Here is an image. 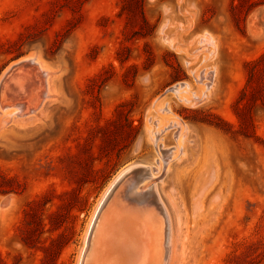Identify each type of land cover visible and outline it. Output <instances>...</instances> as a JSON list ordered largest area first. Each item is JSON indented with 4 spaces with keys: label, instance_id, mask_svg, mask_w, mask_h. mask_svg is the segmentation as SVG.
<instances>
[{
    "label": "rangeland",
    "instance_id": "374dc122",
    "mask_svg": "<svg viewBox=\"0 0 264 264\" xmlns=\"http://www.w3.org/2000/svg\"><path fill=\"white\" fill-rule=\"evenodd\" d=\"M263 54L264 0H0V77L31 58L45 84L5 78L32 109L0 107V264H144L160 228L125 185L85 242L130 166L166 212L168 264H264Z\"/></svg>",
    "mask_w": 264,
    "mask_h": 264
},
{
    "label": "bare ground",
    "instance_id": "6f19581e",
    "mask_svg": "<svg viewBox=\"0 0 264 264\" xmlns=\"http://www.w3.org/2000/svg\"><path fill=\"white\" fill-rule=\"evenodd\" d=\"M21 61L22 62H26L27 64H29V66H31V70H32V73H35L36 75H38V77L41 79V81H43V71L40 69V63L36 60H33V59H28V58H21ZM26 64V65H27ZM13 65V62L8 66V68ZM5 78H8V76H6V70L3 72L2 76L0 77V87L1 85H4V82L6 81ZM24 81H26V79L24 77H22ZM32 78V77H31ZM45 84H44V81L42 83V88L41 90H43ZM31 87V86H30ZM174 87V86H173ZM175 88V87H174ZM178 88V87H177ZM1 89V88H0ZM171 89V88H170ZM173 89V88H172ZM171 89V90H172ZM179 89V88H178ZM40 90V91H41ZM175 90V89H174ZM6 92V91H5ZM7 94V93H6ZM0 107L3 108V109H8L9 111L11 112H17V113H22V112H30L31 109H32V105L27 101V99H16V100H7V99H3L2 96H1V90H0ZM180 143V142H179ZM159 148V147H158ZM160 151V149H159ZM158 151V152H159ZM164 152V151H163ZM171 152V151H169ZM160 153V152H159ZM162 153V152H161ZM164 154V153H163ZM169 154V153H168ZM164 156V155H162ZM162 156L160 158H162ZM164 158V157H163ZM162 158V159H163ZM167 158V157H166ZM164 160V159H163ZM166 163H167V160H166ZM139 166H130V167H127L123 170H121L115 177L114 179L110 182V184L108 185V187L106 188L104 194H103V197L98 205V208L95 212V215L92 217L91 219V223H90V227H89V230L87 232V235H86V238H85V242L87 241V238L90 237V234H91V231H92V228L95 226L96 224V220H97V216H98V213L100 211V209L102 207H104L105 205V201L107 199V197L110 195L113 187L115 186V184L118 182V180L124 176L127 172H132L136 169H138ZM143 168V167H142ZM145 169V168H144ZM148 169V168H147ZM144 171V170H143ZM137 171H134L129 177H128V182L125 183V188H126V197L128 198V202L130 203V210L131 211H135V217L138 216V217H141L143 215H146L147 218H149L150 220L154 221V225H152L151 227V230L153 231H156V229L160 228V230H162L163 232V236L158 239V240H155V239H152V238H149L146 243L143 244V248L144 249H147L149 250V253L145 256V263L144 264H168V259H169V251H170V238H169V224H168V218H167V215H166V212L163 208V205L159 203V199L158 200H155V201H152L150 200L147 196L149 195V193L147 194V192H145V188H144V182L140 179H142L140 177L139 179V173H136ZM148 172V171H146ZM142 173V172H141ZM138 174V175H137ZM144 174V173H143ZM142 174V175H143ZM141 175V174H140ZM141 175V176H142ZM145 176V174H144ZM151 176V175H150ZM146 177V176H145ZM148 177V176H147ZM152 177V176H151ZM151 184L147 187L148 188V191H149V188H150ZM154 186V185H152ZM154 188V187H153ZM152 188V190H153ZM150 190V191H152ZM121 191V190H120ZM147 191V190H146ZM154 191V190H153ZM121 194V193H120ZM156 194V193H155ZM123 196V195H122ZM150 196V195H149ZM119 197V195H118ZM156 197V196H155ZM123 198V197H122ZM151 198V197H150ZM124 199V198H123ZM122 199V200H123ZM120 201H121V198H120ZM119 201V202H120ZM124 201V200H123ZM127 201V200H126ZM116 202V201H115ZM127 202V203H128ZM123 203V202H122ZM121 203V204H122ZM126 203V202H125ZM126 203V205H128ZM115 204V203H114ZM119 204V203H118ZM117 204V205H118ZM122 206V205H121ZM153 207H154V211L156 212H159L158 214L156 212H153L151 213V211L153 210ZM128 208H125L124 207V210L125 211H130ZM123 209V208H122ZM124 210H122L124 212ZM121 213V212H120ZM125 213V212H124ZM123 215V214H122ZM128 218V217H127ZM156 218V220H155ZM102 223V222H101ZM126 223V221H125ZM146 223V222H145ZM131 224V223H130ZM101 225V224H100ZM102 226V225H101ZM100 226V227H101ZM105 226V225H103ZM102 226V227H103ZM106 227V226H105ZM102 229V228H100ZM99 230V229H98ZM106 230V229H105ZM104 231V230H103ZM103 231L101 233V235L103 234ZM93 233V232H92ZM100 234V233H98ZM97 235V234H96ZM158 236V235H157ZM97 239H98V236H96ZM101 238V237H100ZM106 238V237H105ZM96 239V240H97ZM101 239H104L101 238ZM121 236H119V240H121ZM92 240V239H91ZM95 240V239H94ZM127 239H122L121 243L119 244L120 246L118 248L115 249V254L117 255L119 261L121 262V260H125V258L127 257V260L129 259L130 255H129V252L128 251V248H127V242H125ZM112 241V240H111ZM90 242V241H89ZM102 242V241H101ZM100 242V243H101ZM108 242V241H107ZM125 242V243H123ZM97 243V242H96ZM119 243V242H117ZM115 244V243H114ZM85 245V244H84ZM93 245V244H92ZM97 245H99V243H97ZM139 245V244H138ZM99 247V246H98ZM88 248V247H87ZM84 249L85 247L82 248L81 250V253H80V261H81V258L83 257V254H84ZM98 249H101V248H98ZM156 249V251H155ZM103 250V249H102ZM134 250V249H133ZM92 251V250H91ZM95 251V250H94ZM151 251V252H150ZM99 252V251H98ZM97 252V253H98ZM93 253V252H92ZM98 255V254H97ZM95 255V256H97ZM136 255V254H135ZM139 255V254H138ZM94 256V255H93ZM92 256V258H93ZM100 256V254H99ZM98 258L100 260V258ZM105 257V256H104ZM137 257V256H135ZM92 258L90 257V259L92 260ZM123 258V259H122ZM138 258V257H137ZM116 259V258H115ZM131 259V258H130ZM136 259V258H135ZM139 259V258H138ZM156 259V260H154ZM87 260V259H86ZM90 260V261H91ZM97 261V259H96ZM101 261V260H100ZM106 260H104L103 262H105ZM129 261V260H128ZM132 261V260H131ZM102 262V263H103ZM107 262V261H106ZM94 263V262H92ZM96 263V262H95ZM100 263V262H99ZM97 263V264H99ZM109 263V261L107 262ZM80 264V263H79ZM104 264V263H103Z\"/></svg>",
    "mask_w": 264,
    "mask_h": 264
},
{
    "label": "water",
    "instance_id": "95a60500",
    "mask_svg": "<svg viewBox=\"0 0 264 264\" xmlns=\"http://www.w3.org/2000/svg\"><path fill=\"white\" fill-rule=\"evenodd\" d=\"M25 62H22L21 59H18V60H15L13 62V65H11L9 68L7 67L6 68V76H8L11 79H14L16 77L19 76V74L21 73H25L26 75H29L30 72H32L30 70L31 66H29V64H27ZM27 70H29L30 72H27ZM9 80V81H10ZM4 87H5V84L4 85H1V95L3 93V90H4ZM135 171V170H134ZM127 172L124 176H122L118 182L115 184V186L113 187L110 195L107 197L106 201H105V205L104 207H102L98 213V216H97V224H96V227L99 226L101 220L105 219V218H108L107 220L111 223V219L113 220V217L115 215V211L111 209V205H114V202L116 201V198L118 196V193L119 191L121 190V187L123 185H125L126 182H128V177L134 172ZM116 208V206H115ZM112 217V218H111ZM96 228L94 229V232H93V235H96ZM160 235L161 237L163 236V232L162 230H160ZM92 238H94L92 236ZM123 239V238H122ZM122 239L120 240L119 244L121 243ZM125 240V239H124ZM125 242H127V248H128V251H131L130 248H135L138 246L137 242H132L131 240L127 239ZM123 242V243H125ZM118 244V246L116 248H118L120 245ZM95 244H93L94 246ZM91 246H92V242H90V247L88 249V251H90L91 249Z\"/></svg>",
    "mask_w": 264,
    "mask_h": 264
},
{
    "label": "trees",
    "instance_id": "16d2710c",
    "mask_svg": "<svg viewBox=\"0 0 264 264\" xmlns=\"http://www.w3.org/2000/svg\"><path fill=\"white\" fill-rule=\"evenodd\" d=\"M262 58H264V54L259 58V60H261ZM264 104V103H263Z\"/></svg>",
    "mask_w": 264,
    "mask_h": 264
}]
</instances>
